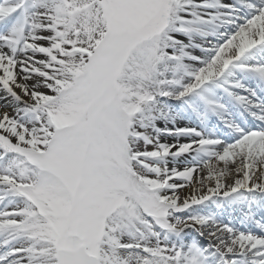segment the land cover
I'll use <instances>...</instances> for the list:
<instances>
[{"label":"snow or ice","instance_id":"6c2138e0","mask_svg":"<svg viewBox=\"0 0 264 264\" xmlns=\"http://www.w3.org/2000/svg\"><path fill=\"white\" fill-rule=\"evenodd\" d=\"M0 264H264V0H0Z\"/></svg>","mask_w":264,"mask_h":264}]
</instances>
